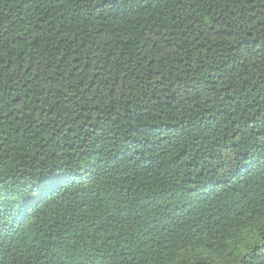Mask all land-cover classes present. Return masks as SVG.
Instances as JSON below:
<instances>
[{"label":"trees","instance_id":"16d2710c","mask_svg":"<svg viewBox=\"0 0 264 264\" xmlns=\"http://www.w3.org/2000/svg\"><path fill=\"white\" fill-rule=\"evenodd\" d=\"M0 141V264H264V2L0 0Z\"/></svg>","mask_w":264,"mask_h":264},{"label":"snow or ice","instance_id":"6c2138e0","mask_svg":"<svg viewBox=\"0 0 264 264\" xmlns=\"http://www.w3.org/2000/svg\"><path fill=\"white\" fill-rule=\"evenodd\" d=\"M69 0H59L60 4H63L67 6ZM99 2L103 3V0H99ZM159 3L167 4V3H176L179 4L180 0H158ZM205 2V0H191L192 4L202 3ZM264 2V0H262ZM3 142L0 141V144ZM261 179L264 180V170H261ZM2 179V177H0ZM65 178L61 177H41L39 178V183L35 184L34 187L38 188L41 193H46L47 191H51L57 184H62L64 182ZM259 186V185H258ZM247 191V190H246ZM34 195V193L31 191V189L28 190L27 193L25 192H17L16 197H23L24 195ZM249 201V206H251V211L248 213V216L251 219H257L259 218L260 227L262 230H264V188L261 189V195L259 200L257 201L254 196L249 195L247 197ZM3 201L0 199V207H2ZM53 213L56 212V209L52 210ZM0 221H2V215H0ZM71 255V253H69Z\"/></svg>","mask_w":264,"mask_h":264}]
</instances>
